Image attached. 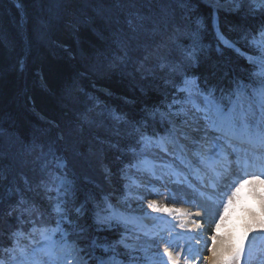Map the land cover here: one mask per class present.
I'll list each match as a JSON object with an SVG mask.
<instances>
[{"label":"trees","instance_id":"trees-1","mask_svg":"<svg viewBox=\"0 0 264 264\" xmlns=\"http://www.w3.org/2000/svg\"><path fill=\"white\" fill-rule=\"evenodd\" d=\"M36 4L0 0V237L10 246L16 213L8 212L19 209L22 196L27 207L51 211L54 202L38 186L51 150L66 165L69 206L84 205L78 223L86 236L116 239L115 231L97 230L96 206L103 207L106 196L114 205L112 195L122 199L131 182L121 169L132 159L128 146L138 137L136 128L163 135L168 125L156 114L176 95L173 83L187 76L201 87H226L258 67L219 42L214 10L205 0H62L49 18ZM217 21L228 40L255 53L248 44L264 27V14L239 7L217 11ZM161 34L169 41L163 46ZM10 136L21 148L18 170L2 145ZM95 255L107 259L103 249Z\"/></svg>","mask_w":264,"mask_h":264},{"label":"snow or ice","instance_id":"snow-or-ice-1","mask_svg":"<svg viewBox=\"0 0 264 264\" xmlns=\"http://www.w3.org/2000/svg\"><path fill=\"white\" fill-rule=\"evenodd\" d=\"M253 3L264 5V0H253ZM220 39L226 46H233L223 36ZM250 43L257 45L260 55H245L258 70H250L247 77L230 79L226 87L207 84L201 87L196 79L185 76L173 83L176 95L167 110L159 112L161 121L166 120L168 124L163 135L155 131L147 135L136 129L139 139L128 146L132 159L121 169L125 179L131 180V184L124 186L125 203L114 206L106 196L103 207L97 205L94 212L97 230L115 231L118 238L99 240L86 236V229L78 223L85 211L84 205L69 206V182L62 172L66 165L49 150L41 164L38 186L54 202L50 205L51 211L27 207L28 202L21 197L19 209L13 207L8 212L9 216L16 213V230L11 231L10 226L11 235L7 240L10 246H5L0 237V264H89V261L93 264H181L182 260L184 264H201L191 241L199 242L197 238L205 225L212 231L213 220L211 255L203 258L205 264H250L255 241L261 238L255 234H264V209L250 213L240 225L241 231L221 234L245 184H252L264 175V27L251 36ZM188 55L195 58L191 52ZM168 145L172 146L171 150ZM49 156L53 159L49 160ZM131 168L141 176L155 178L161 187L177 186L175 191H170V199L190 195L185 202L203 209L192 214L199 219H192L189 224L183 219L187 213L161 206L155 200L147 201L146 208L141 204L142 214L130 211L127 202L132 198L145 200L141 189L151 184V180L138 182L130 177L127 170ZM239 173L246 176L251 173V178L233 184L230 194H218L220 186L227 188L231 177ZM147 194L161 193L155 189L148 190ZM148 209L167 216L180 213L178 228L187 231H176L175 217L173 220L165 216L151 217ZM145 217L162 223L149 228L143 223ZM85 242L87 247H82ZM97 248L103 249L107 259L95 255Z\"/></svg>","mask_w":264,"mask_h":264},{"label":"rangeland","instance_id":"rangeland-1","mask_svg":"<svg viewBox=\"0 0 264 264\" xmlns=\"http://www.w3.org/2000/svg\"><path fill=\"white\" fill-rule=\"evenodd\" d=\"M56 1L57 0H37L36 6H37L38 10L40 9V5L43 6L46 9V13L48 15L47 18H49V17H53V15H52L53 9H51V8L54 6H56V8H57L59 3L62 2V0H58V2H56ZM205 1L209 5H211V7L213 8L214 13H215L214 14V28L216 27L215 32H216L217 37L221 36L219 34V31H218L217 26H216V21H217L216 14H217V11H219V10H222L225 12H228V11L235 12L236 9L241 7L242 11H245V12L248 11L249 13L252 12V13H257V14L258 13L264 14V5H260L259 3H253V0H247V2H245V0H237L236 1L237 5L230 4V1H228V2H219L218 0H205ZM97 6L103 7V3L101 1H99ZM107 7H109V5L106 4L103 8H107ZM115 15H117V11L113 12V17H115ZM113 19H115V18H113ZM217 24H218V21H217ZM164 33L166 34V32H164ZM165 34L164 35L161 34V37H160V43L162 44V46L165 45V43L168 41V36L165 37ZM156 35H158V34L156 33ZM219 42L222 43V41H219ZM229 42L231 43L230 40H229ZM231 44L233 46L229 47V48L234 49L236 46L233 43H231ZM215 46H217V45H215ZM248 48L251 51L260 55L259 52L257 51V45H254V44L249 42ZM246 60L248 61L247 58H246ZM132 62H136L135 59H133ZM248 63H249V61H248ZM104 91L107 92L105 89H104ZM160 112H164V111H160ZM156 115L159 117V120H161V118L159 116V112ZM163 122H165L167 124L166 120H164ZM2 145H7L8 149L10 151L8 153L10 154V156H12V159L16 160V161H14L16 163V165L13 168L15 170L21 169L22 168V166L20 165L21 160H18V155L21 152V148L17 144L15 137L14 136H10L9 138L6 137V139L2 143ZM171 147H172L171 145H168L169 150H171ZM153 151L159 152V149H154ZM128 175L130 177H132L133 179L137 180L138 182H146L148 180H151V184L148 185L147 189H141V191L145 192V195H146L145 200L141 201L139 199L132 198V199H130V201L127 202L128 204H130V209H129L130 211H134L136 214H142L141 204H143L144 207L146 208L147 201H149V200H155L161 206L167 205L168 207H175V208L181 209L183 212L186 210H188V211L195 210V208L193 207V205L191 203L185 202L186 200L190 199V195H184L183 198L178 196L177 199H175V200L169 198L170 191H175L177 186L169 185V187H161L160 182L156 181L155 178L149 177L147 174H144V176H141L139 173H137L136 169H134V168L128 169ZM129 184H131V182ZM153 186H154V188H153ZM260 186L258 184L256 185V183H255V185H253L250 188L245 187L244 190L247 191V194H248L247 197H249V198L245 199L247 197H242L240 194V199L237 201V203L234 207V210L232 212H230L229 220L226 221L225 226L222 229V233H223V230L227 228V226L235 227V231H237V232L241 231L240 225L249 217L250 213L253 211L256 213H259L261 211V209H262L261 197H264V185L261 184ZM155 189H158L161 194H159V195H157V194L148 195L147 194L148 190L154 191ZM133 190H135L134 186H133ZM190 191L191 190H188L189 193H190ZM112 197L116 198L119 201V203H116V205L125 203L120 197H118L115 194H113ZM258 202L260 203V205L257 204ZM248 207H252V209H248ZM148 212H154V211H152L151 209H148ZM154 213L158 214L157 216H167V214H164V213H156V212H154ZM177 214L178 213H174L173 216L176 217ZM213 224H214V221H213ZM210 232H211V235L214 234V226H213V230ZM255 235H259V236H261V238H259L255 241V245H254V248H253L252 253H251L250 264H264V234H255ZM250 242H251V240H250ZM207 247H208V250L211 248V241H209V244H207L205 248H207ZM161 250H163V246H161ZM207 254L210 255L211 251H209ZM73 264H74V262H73ZM209 264H211V262H209Z\"/></svg>","mask_w":264,"mask_h":264},{"label":"bare ground","instance_id":"bare-ground-1","mask_svg":"<svg viewBox=\"0 0 264 264\" xmlns=\"http://www.w3.org/2000/svg\"><path fill=\"white\" fill-rule=\"evenodd\" d=\"M219 34H220V32H219ZM248 56H250V55H248ZM104 89L107 91V88H105L104 86H100L98 90L101 91V92H103ZM105 93L108 94V91L105 92ZM109 94H110V92H109ZM163 123H165V122H163ZM136 136H138V137L135 139V142H136V140L139 139L138 133H136ZM260 182H261V184L264 185V181L261 180ZM228 188H230V187H228ZM219 193H221V191ZM245 196H248L247 192H246ZM248 198L249 197H247L245 199H248ZM213 199H214V197H213ZM199 202L200 201L198 199L197 200V203H199ZM257 204L260 205L259 202ZM252 207H248V209H252ZM194 208H195V210H191V211L186 210V211H184V213H187L188 215L184 216L183 219L187 220L189 222V224L191 223V220L192 219H199L198 217H194L192 215L193 213H195L197 211H203V209H201L199 207H194ZM149 213H151V217H155V216L158 215V214H155L154 212H149ZM151 217H145L144 218V221L143 222H144L145 225H147V226H153V224L162 223L161 221L153 220ZM165 217H166V219L173 220V217L174 216H165ZM216 218H218V216ZM180 219H181V215H180V213H178L177 216L175 217V219L173 220V222L175 224H177L176 231H180V232L187 231L186 229L185 230H182V229H179L178 228V224H179ZM213 221H212V228L214 226ZM233 230H235V227L227 226V228L223 230L222 235L225 234V233H227V232L233 231ZM211 236L212 235H211V232L208 230V226L205 225L204 230L201 231V233H200V237L197 238L199 242H197L196 240H192L191 241L192 246H193V251L198 254V258L200 259L201 264H205L204 259H203L204 257H207V256H210L211 255V254L210 255L207 254L210 251V249L208 250V247L205 248L206 245L209 244V241H211ZM173 251L175 252L176 249H173ZM181 264H184L183 260L181 261Z\"/></svg>","mask_w":264,"mask_h":264},{"label":"clouds","instance_id":"clouds-1","mask_svg":"<svg viewBox=\"0 0 264 264\" xmlns=\"http://www.w3.org/2000/svg\"><path fill=\"white\" fill-rule=\"evenodd\" d=\"M261 200H262V209H264V197H261ZM262 209H261V210H262ZM251 213H256V212L253 211V212H251Z\"/></svg>","mask_w":264,"mask_h":264}]
</instances>
